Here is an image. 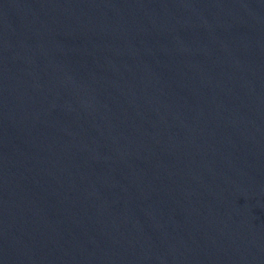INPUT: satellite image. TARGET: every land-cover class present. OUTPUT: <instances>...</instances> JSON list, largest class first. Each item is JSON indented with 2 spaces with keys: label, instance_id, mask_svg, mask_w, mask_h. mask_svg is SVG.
Listing matches in <instances>:
<instances>
[{
  "label": "water",
  "instance_id": "1",
  "mask_svg": "<svg viewBox=\"0 0 264 264\" xmlns=\"http://www.w3.org/2000/svg\"><path fill=\"white\" fill-rule=\"evenodd\" d=\"M0 264H264V0H0Z\"/></svg>",
  "mask_w": 264,
  "mask_h": 264
}]
</instances>
